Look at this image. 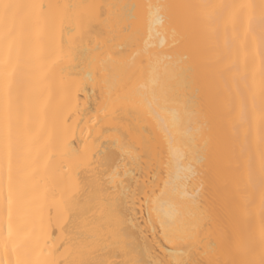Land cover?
<instances>
[{"label":"bare ground","instance_id":"1","mask_svg":"<svg viewBox=\"0 0 264 264\" xmlns=\"http://www.w3.org/2000/svg\"><path fill=\"white\" fill-rule=\"evenodd\" d=\"M0 4V264H264V0Z\"/></svg>","mask_w":264,"mask_h":264},{"label":"snow or ice","instance_id":"2","mask_svg":"<svg viewBox=\"0 0 264 264\" xmlns=\"http://www.w3.org/2000/svg\"><path fill=\"white\" fill-rule=\"evenodd\" d=\"M12 7H13V5L0 4V9L5 10V11L12 8Z\"/></svg>","mask_w":264,"mask_h":264}]
</instances>
